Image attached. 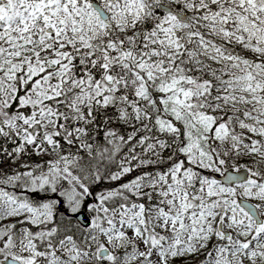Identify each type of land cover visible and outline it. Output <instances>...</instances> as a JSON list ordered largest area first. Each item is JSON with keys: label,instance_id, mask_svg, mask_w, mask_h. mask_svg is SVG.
I'll list each match as a JSON object with an SVG mask.
<instances>
[{"label": "snow or ice", "instance_id": "obj_1", "mask_svg": "<svg viewBox=\"0 0 264 264\" xmlns=\"http://www.w3.org/2000/svg\"><path fill=\"white\" fill-rule=\"evenodd\" d=\"M0 264H264V0H0Z\"/></svg>", "mask_w": 264, "mask_h": 264}]
</instances>
